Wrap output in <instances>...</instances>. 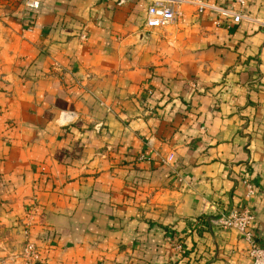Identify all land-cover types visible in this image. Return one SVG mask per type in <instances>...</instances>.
<instances>
[{
	"label": "crops",
	"instance_id": "obj_1",
	"mask_svg": "<svg viewBox=\"0 0 264 264\" xmlns=\"http://www.w3.org/2000/svg\"><path fill=\"white\" fill-rule=\"evenodd\" d=\"M29 1L0 0V264H246L215 218L252 182L264 248V0Z\"/></svg>",
	"mask_w": 264,
	"mask_h": 264
},
{
	"label": "built area",
	"instance_id": "obj_2",
	"mask_svg": "<svg viewBox=\"0 0 264 264\" xmlns=\"http://www.w3.org/2000/svg\"><path fill=\"white\" fill-rule=\"evenodd\" d=\"M184 0H154L148 8L147 25L152 28H166L175 23L181 16L180 6ZM204 3L205 0H194ZM237 6L236 10L221 9L222 16L229 17L236 24L241 23L246 14L247 0H234ZM31 8H39V2L32 0L28 2ZM247 187L245 204L238 208L223 210L218 212L215 222L223 229H235L241 235L242 239L248 246L249 261L246 264H264V248L260 246L256 240L254 233V224L256 222V214L250 204L255 196V186L252 182L246 181ZM33 222V216L27 220V227ZM28 234V231L26 232ZM175 249L182 253L184 251L183 244L179 241L175 243ZM23 264H47L40 255V248L36 243L27 240L24 244L21 254Z\"/></svg>",
	"mask_w": 264,
	"mask_h": 264
}]
</instances>
